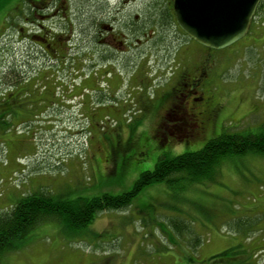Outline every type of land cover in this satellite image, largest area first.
Wrapping results in <instances>:
<instances>
[{"label": "rangeland", "instance_id": "rangeland-1", "mask_svg": "<svg viewBox=\"0 0 264 264\" xmlns=\"http://www.w3.org/2000/svg\"><path fill=\"white\" fill-rule=\"evenodd\" d=\"M122 3L138 12L142 4L143 28L149 38L154 37L149 41L145 35L143 41L142 71L149 79H144L140 96L129 97L122 89L104 101L99 98L102 93L81 98L83 91L94 85L92 77L88 78V62L71 61L73 54L83 53L81 30L74 33L80 48L72 49L57 41L58 33L51 29L55 26L48 24V37L58 42L68 62L57 67L46 60L40 67L38 55L34 56L38 60L15 56L25 54V41L40 33L36 27L43 22L30 16L34 27L26 16L22 25L13 27L11 15L20 0H0V66L14 56L11 64L29 65V59L31 67L46 69L27 86L21 84L14 91L5 85L0 88V101L9 98L12 106L6 107L17 110L8 118L11 126L0 123V211L40 189L69 200L105 193L120 195L130 191L143 172L153 171L161 156L174 158L198 151L226 131L263 130L264 9L246 37L215 51L186 41L174 29L164 34L167 40L161 33L152 34L156 17L150 20V14L166 0ZM88 10L93 9L86 6ZM24 14L19 11L15 18ZM60 21V17L55 19ZM197 64L208 67L213 79L209 85L211 102L217 105L206 119L204 135L174 141L153 137L162 110L173 101L180 74L186 65L191 69ZM98 66L102 72L113 70L103 62ZM45 84L46 103L37 90ZM57 86L65 91L74 88L61 101V87ZM32 91L28 106H16L20 102L16 96ZM154 104H160L161 110L153 117L146 106ZM3 106L0 104V109ZM35 109L29 123H21L25 118L16 120L17 115ZM1 264H264V155L232 156L220 166L214 180L178 187L151 184L129 207L103 211L79 232L71 233L55 222L41 224L22 247L5 255Z\"/></svg>", "mask_w": 264, "mask_h": 264}, {"label": "flooded vegetation", "instance_id": "flooded-vegetation-1", "mask_svg": "<svg viewBox=\"0 0 264 264\" xmlns=\"http://www.w3.org/2000/svg\"><path fill=\"white\" fill-rule=\"evenodd\" d=\"M166 2L170 10L171 0H166ZM125 3H122V0L118 2H113V0H20L19 8L11 15L13 16L12 26L22 25L24 23L22 19L27 18L26 16H28L27 23L34 26L33 18L29 17H40L43 23H39L36 27L40 33L33 34V40H31L38 48L39 57H41V60L38 61L40 67L47 63L46 60L52 61L57 67H61L58 63H67L68 57L62 53V48L57 43H62V45L67 43L72 46V49L80 48V42L76 43L74 33L75 30H81L83 33L81 45L83 55L79 51L76 54H71V61L72 64L88 62V78L92 77L94 85L86 88L84 92L102 93L110 98L117 91L124 89L126 92L122 94L129 97L140 96L145 89L144 79H149V74L142 71L143 41L145 35H149L144 33L142 4H140L141 12H138L132 8L128 9L124 5ZM86 6H91L93 10L86 12ZM19 11H24V16L15 18ZM131 15L135 18L132 19ZM58 17L61 21L55 22ZM51 20H54L53 25L50 24ZM48 24L50 28L55 26L51 29L59 32L57 34L58 42L48 37ZM206 50L208 49L206 48ZM98 62H103V66L110 65L113 70L102 72ZM178 66H182V63ZM40 67H33L35 69L24 73L27 80L18 83L15 86L16 89L22 87L21 84L29 85L31 81L35 80L32 78L46 70ZM51 68L53 67L49 69ZM78 72L75 73L78 74ZM127 73L132 74L127 76ZM100 79L102 82L98 83ZM212 80L207 66L197 64L190 69V66L186 65L179 76L178 87L172 92L173 101L169 106L166 105L160 114L153 137L174 141L196 139L203 136L206 131V119L217 108V105H213L211 102L213 97L209 92ZM45 86L47 85H41L37 90L46 94L48 89ZM35 88L36 86H34ZM73 88L72 86V90ZM63 90L61 86L60 91ZM16 98L19 100V97L16 96ZM18 106L23 105L18 104ZM207 107L213 109L207 110ZM146 108L148 111L151 109L149 106ZM160 110V108L151 110L153 117ZM13 112L17 113V110ZM28 114L30 113L28 112ZM28 114H19L22 116L17 115L16 120L25 118L23 120L25 123L30 120ZM165 130L170 132L166 134Z\"/></svg>", "mask_w": 264, "mask_h": 264}, {"label": "trees", "instance_id": "trees-1", "mask_svg": "<svg viewBox=\"0 0 264 264\" xmlns=\"http://www.w3.org/2000/svg\"><path fill=\"white\" fill-rule=\"evenodd\" d=\"M155 8V11L150 15V20L154 19V16L156 17V23L153 26L154 29H151L152 34L161 33V36L163 35L165 37L164 34L174 29L175 34L183 38V35L180 33L181 29L175 21L172 7L169 10L165 4ZM262 9H264V0L258 6L256 16ZM10 13L11 11L8 14ZM146 31L145 29V34ZM147 34L149 35V33ZM23 38H21L23 41L28 39L24 40ZM153 38L148 37L147 40L152 41ZM167 38L165 37V40ZM26 43H28L24 45L26 47V55L15 57H23V60L26 57L38 60L34 57L36 55L39 56L38 48H34L35 45L31 40L26 41ZM34 49L37 51H34ZM14 59V56H11L10 62L5 61L0 66V88L5 85L10 91H14L18 83L27 80L25 79L26 74L24 75V73L35 69L31 67L32 63L29 59H27L29 65L26 63L17 65L15 61L14 64H11ZM60 87L57 86L58 89ZM71 90L72 87H68V92H71ZM43 93L41 92L40 94L43 95L42 99L46 103L48 97H44L45 94ZM66 93L67 91L63 90L60 94L61 101L68 98ZM32 96H34L33 91L19 96V105L28 106ZM99 98L103 99V96ZM10 101L9 98L3 102L0 101V104H4L3 108L0 109V123L6 125L5 127L12 125L8 121V118H12L13 115L11 113H15L13 109L8 108L9 106L6 107L7 104L12 106ZM31 102L35 103L34 101ZM55 104L59 105L57 102ZM148 106L151 108V111L158 109L160 104ZM36 111L37 109L28 114V116L30 115L28 117L30 120L34 118L32 115ZM248 153L264 155V127L258 133H230L226 131L220 136L208 140L205 146L198 151L184 153L174 158L161 156L153 171L143 172L135 182L134 187L130 191L120 195L114 196L105 193L101 196L78 197L75 200H69L54 196L43 189L25 195L9 208L0 211V264L5 255L22 247L25 244L26 238L41 224L55 222L62 224L71 233L82 231L93 223L99 213L103 211L122 210L129 207L139 192L151 184L165 183L169 187H178L189 185V183H200L204 180H214L220 166L228 158L232 156H246ZM173 226L177 230L179 229L177 226Z\"/></svg>", "mask_w": 264, "mask_h": 264}, {"label": "water", "instance_id": "water-1", "mask_svg": "<svg viewBox=\"0 0 264 264\" xmlns=\"http://www.w3.org/2000/svg\"><path fill=\"white\" fill-rule=\"evenodd\" d=\"M179 26L212 49L228 47L250 30L261 0H172Z\"/></svg>", "mask_w": 264, "mask_h": 264}]
</instances>
